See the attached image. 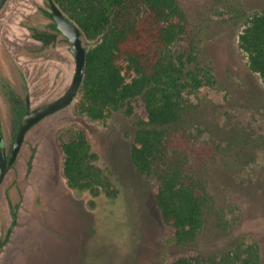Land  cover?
<instances>
[{"label": "rangeland", "instance_id": "374dc122", "mask_svg": "<svg viewBox=\"0 0 264 264\" xmlns=\"http://www.w3.org/2000/svg\"><path fill=\"white\" fill-rule=\"evenodd\" d=\"M180 2L188 33L173 49L193 48L217 80L186 94L191 108L176 135L187 166L206 179L212 195L198 239L176 243L157 204V179L134 163L135 117L116 110L93 119L78 108L80 92L28 131L6 176L0 240L10 233L0 264H162L186 248L216 254L251 243L260 246L264 264V81L239 43L247 18L264 10V0ZM48 11V0H8L0 12V110L8 139L13 118L6 82L24 97L27 81L36 107L64 94L74 76L70 43L58 35L45 45L34 36L54 32ZM93 43L85 38L88 48ZM79 129L110 175L112 195L69 185L62 143Z\"/></svg>", "mask_w": 264, "mask_h": 264}, {"label": "trees", "instance_id": "16d2710c", "mask_svg": "<svg viewBox=\"0 0 264 264\" xmlns=\"http://www.w3.org/2000/svg\"><path fill=\"white\" fill-rule=\"evenodd\" d=\"M55 1L86 38L94 41L87 52L79 110L93 119L116 110L135 117L133 161L141 173L157 179V204L176 243L191 245L204 227L212 195L206 179L187 166V152L180 149L176 135L191 108L186 94L217 80L213 68L201 64L193 48L173 49L188 33L180 0ZM51 26L56 28L55 23ZM35 37L46 42L50 35L36 31ZM239 43L248 54L251 69L264 81V10L249 15ZM62 148L70 186L113 194V181L98 164L99 155L85 130L79 129ZM13 216L15 223L14 207ZM162 264L263 263L260 246L251 243L216 254L196 255L186 248Z\"/></svg>", "mask_w": 264, "mask_h": 264}, {"label": "water", "instance_id": "95a60500", "mask_svg": "<svg viewBox=\"0 0 264 264\" xmlns=\"http://www.w3.org/2000/svg\"><path fill=\"white\" fill-rule=\"evenodd\" d=\"M7 1L8 0H0V12ZM48 2L50 5L49 15L56 24V29L66 36L71 44L70 50L76 62L74 76L70 86L64 94L32 109L30 108L31 93L27 81L23 85L25 103L28 109L20 121L18 132L10 151L6 148L3 131L0 132V190L9 170L18 159L28 131L47 116L70 105L81 92L83 86L88 52V47L85 44L86 36L77 22L70 18L55 0H48Z\"/></svg>", "mask_w": 264, "mask_h": 264}, {"label": "flooded vegetation", "instance_id": "af4514ba", "mask_svg": "<svg viewBox=\"0 0 264 264\" xmlns=\"http://www.w3.org/2000/svg\"><path fill=\"white\" fill-rule=\"evenodd\" d=\"M50 7V5H49ZM47 14L49 15L50 14V11L47 12ZM50 17V15H49ZM51 18V17H50ZM52 19V18H51ZM53 21V20H52ZM54 23V21L52 22ZM51 23V24H52ZM50 24V26H51ZM56 25V24H55ZM52 31H47V30H37L38 32L40 33H48L50 35V37L47 38V41L45 42L44 40H41L39 38H37L38 40L42 41L45 45H49L53 42H55V39L57 38L58 35H62L66 41L69 42L68 38L66 36H64L61 32H59L56 28H53L51 26ZM36 32V31H35ZM34 36H35V33H34ZM70 43V42H69ZM71 45V44H70ZM71 47V46H70ZM8 83V93H7V97H8V100L10 101L11 105H12V118H13V122H12V129H13V133L11 135V138L8 139L6 133L4 132V125H3V119H2V116H1V110H0V132L3 131V135H4V141H5V145H6V148L8 151L11 150L12 148V144L16 138V134L18 132V128H19V124H20V121L24 115V113L27 111L28 107L25 103V92H24V97L20 94V92L18 90H16L15 87H13L9 82H6ZM24 84H25V81H24ZM23 84V85H24ZM23 90H24V87H23ZM54 100V99H53ZM52 101V100H50ZM31 109L34 108L32 106V97H31ZM7 140H10V149L7 147ZM23 146V145H22ZM8 235V234H7ZM6 238V237H5ZM5 238H3L2 240H4ZM0 240V242L2 241ZM6 244V243H5ZM4 244V245H5ZM3 245V246H4ZM1 248V247H0Z\"/></svg>", "mask_w": 264, "mask_h": 264}]
</instances>
